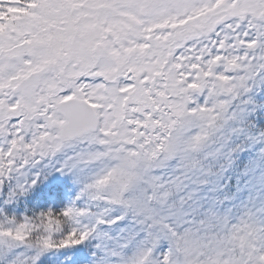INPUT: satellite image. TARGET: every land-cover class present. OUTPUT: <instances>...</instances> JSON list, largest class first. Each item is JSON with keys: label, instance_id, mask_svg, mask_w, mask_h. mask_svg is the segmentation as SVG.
<instances>
[{"label": "snow or ice", "instance_id": "6c2138e0", "mask_svg": "<svg viewBox=\"0 0 264 264\" xmlns=\"http://www.w3.org/2000/svg\"><path fill=\"white\" fill-rule=\"evenodd\" d=\"M0 264H264V0H0Z\"/></svg>", "mask_w": 264, "mask_h": 264}]
</instances>
